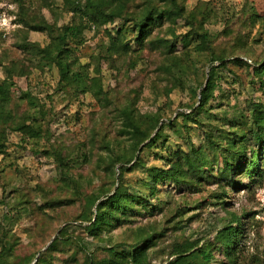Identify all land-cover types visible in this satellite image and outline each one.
Instances as JSON below:
<instances>
[{
  "label": "rangeland",
  "instance_id": "374dc122",
  "mask_svg": "<svg viewBox=\"0 0 264 264\" xmlns=\"http://www.w3.org/2000/svg\"><path fill=\"white\" fill-rule=\"evenodd\" d=\"M172 2L181 8L180 17L163 16L140 45L134 39L135 26L128 21L124 26L130 49L110 56L104 50L108 41L103 29L122 24L123 19L98 31L86 28V41L74 49V56L89 75L101 80L104 92L95 94L60 83L55 66L45 65L23 48V42L44 46L71 20L73 10L64 0H0V80L9 77L11 98L6 109L12 119L0 125L5 128L0 151V264H33L38 259V264H101L112 258L109 247L120 252L141 233L153 235V245L145 251L150 264H167L175 257L176 246L188 245L209 246L208 264H264V165L254 181L238 176L241 186L235 189L216 183L233 146L246 144V160L251 148L257 149L250 136L255 129L250 107L264 105V72L254 71L264 61V0ZM171 6L169 0H128L123 11L131 18L150 7L170 11ZM26 23H45L52 34L30 29ZM201 30L212 35L218 49L232 53L223 58L226 67L217 74L212 98L195 116L199 91L208 79L206 57L195 52L199 59L182 71L167 69L174 65L169 56L185 63L183 47L174 42L170 53L158 40ZM195 41L191 36L190 48ZM237 56L245 62H233ZM123 106L141 129L150 136L159 130L161 137L150 148L142 147L146 140L139 143L130 162L114 163L119 154L126 158L132 153L133 140L123 132ZM179 112L195 120H184ZM26 113L35 116L30 126L40 125L33 127L34 136L12 129V122ZM154 120L156 126L150 130ZM206 134L212 144L205 140ZM240 135L245 139L239 140ZM230 136L237 141L232 143ZM191 145L205 175L177 184L159 180L155 195L146 196L149 168L167 166L166 154L179 150L176 157ZM60 152L65 153L59 156L61 162ZM135 157L139 160L133 165ZM118 184L142 199L118 216L114 227L98 237L89 235L85 197L96 195L99 201ZM231 214L246 224L236 241L233 263L215 238Z\"/></svg>",
  "mask_w": 264,
  "mask_h": 264
},
{
  "label": "trees",
  "instance_id": "16d2710c",
  "mask_svg": "<svg viewBox=\"0 0 264 264\" xmlns=\"http://www.w3.org/2000/svg\"><path fill=\"white\" fill-rule=\"evenodd\" d=\"M47 1V0H43ZM81 3L79 0H64V4L68 9L73 10L74 15L72 16L69 22L62 24L54 36H51L50 42L40 47L36 43H24L23 48L28 49L27 51L31 52L34 56L38 55V59L41 60L45 65L55 66L58 73V81L65 85H68L75 91L79 92H94L95 94H102L104 92L101 80L99 77L94 75H89L86 66L82 65L77 61L74 56V49L82 44H84L85 34L84 31L86 28L99 30L102 26L105 28L106 25L116 23L117 20L123 19L122 24H117L112 28L103 29L107 37V45L104 50L106 54L110 56L114 52H117L119 49H130L129 42L131 41L126 35L125 24L128 21H132L135 26V42L140 45L145 41L146 37L150 35L151 29L159 23L163 16L173 15L174 17H180L182 14L181 8H177L173 0H169L172 3L171 10L167 11L165 9H159L155 7H150L144 9L139 14L133 17L126 18V14L123 11L126 1L128 0H82ZM116 1L114 5L112 2ZM45 24V23H44ZM36 24L30 26L26 25L33 30H45L47 33L52 34L50 26L47 24ZM190 36V38H189ZM191 36H193L196 41L193 45V49L190 48L189 44L191 41ZM164 47L167 48V51L170 53L175 48L174 42H180L183 47V55L185 56V63L171 58L173 64L165 66L167 69L172 66V68H177L178 70H183L187 67L188 63H194L199 58L194 55L195 52L203 53L205 62L208 64V79L206 83L202 86L199 91L198 104L194 109L195 116L200 113L203 107L207 104L208 100L212 98V93L216 87V78L220 69L224 66L226 67L223 58L232 53L231 51L218 49L217 46L213 43V37L207 30H201L200 33H189L187 35H182L179 39L174 37V40L171 39H159ZM33 48L35 50H33ZM194 51V52H192ZM126 52V50H125ZM203 57V58H204ZM235 63L245 62V60L239 59L238 56L232 60ZM214 62H219L217 65H214ZM254 71L257 75L264 72V61L260 62L259 66L254 68ZM20 75V74H17ZM9 79L8 76H5L0 80V125H3L6 121V124L9 123L11 119V113L9 109H6L7 103L11 98L10 84L7 82ZM201 86V85H200ZM121 117L124 119L125 129L124 133L130 135V139L133 140L131 144L132 153L129 157L124 158V155L120 154L118 157L114 158L115 162H130L134 153L139 149L138 145L141 142H144L142 147H151L153 146L158 138L161 137L159 130L155 131L152 136L151 132H146V130L141 129L139 122L135 116L130 112L129 108L125 106L122 107L120 112ZM178 116H181L184 120L188 119L193 122L194 120L189 116L188 113L179 112ZM250 116L252 118V123L255 125V129L251 132L250 136L253 142L257 145V149L251 148L250 156L246 160V144L240 142L237 146H233L232 150H229V156L226 157L225 170L218 174L219 181L216 183L222 188L223 185H228L230 189H235L237 186H241L238 176L245 175L249 181H254V177L262 170L264 165V159L260 160V155L264 154V105L262 104H252L250 107ZM32 116L26 113L22 118L12 122L13 131H20L21 133L29 136H34L32 130L36 131L33 127L30 126L29 121ZM36 120V118H35ZM157 120V119H156ZM154 120V123L151 126L152 130L155 128L157 121ZM174 124V123H172ZM160 129V128H158ZM5 128L0 127V151L1 147L4 145L5 138ZM37 135V134H36ZM150 136V137H149ZM241 135L238 137L239 140L243 139ZM245 139V138H244ZM205 140L209 143H213L211 140V135L206 134ZM230 140L236 142L237 139L233 136H230ZM214 146L216 144H213ZM60 154H57L58 161H63L60 159ZM179 150L175 153H168L164 156V160L167 162V166L156 167L152 166L149 168V175L146 182L144 183L146 196H154L155 184L159 180L170 179L174 183L185 182L186 179H201L205 175L204 166L202 160L195 154V149L191 145L189 151L181 152ZM65 154V153H64ZM136 158V157H135ZM138 157L135 159L133 165L138 164ZM66 165L65 163H61ZM122 174V167L119 169L118 178ZM218 179V178H217ZM223 181V182H222ZM103 199L98 200L96 195H88L85 197V203L87 207V212L84 216V220L88 223L85 226L88 234L91 236L98 237L102 231L110 227H114L118 219V216H121L126 213L130 208L134 207L135 203L142 199L140 194L128 193L126 190L122 189V184H118L115 189H112L108 193H104ZM224 204L225 202H221ZM94 207V209H91ZM230 220L225 222L220 228L216 231L215 238L218 242H221V249L225 257L229 262L233 263L236 241L245 233L246 224L242 217H238L234 214H231ZM234 223V224H231ZM135 239L133 242L127 243L120 247V252L116 248L109 247L107 250L112 255V258L104 260L101 264H150L148 261V256H146V249L153 245L152 237L153 235L149 234H138L133 235ZM175 257L168 261L167 264H195L205 262L209 263L212 259V253L210 247H197L192 249L191 245L181 247L176 246L172 252ZM41 259L36 260L33 264H38Z\"/></svg>",
  "mask_w": 264,
  "mask_h": 264
}]
</instances>
